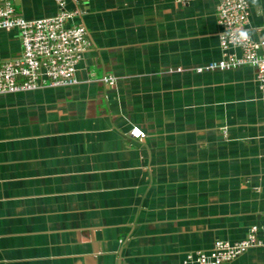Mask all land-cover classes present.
Instances as JSON below:
<instances>
[{"label": "crops", "instance_id": "1", "mask_svg": "<svg viewBox=\"0 0 264 264\" xmlns=\"http://www.w3.org/2000/svg\"><path fill=\"white\" fill-rule=\"evenodd\" d=\"M12 1L27 19L59 11ZM64 2L89 43L76 83L0 95V264H182L252 225L259 244L220 264H264L256 69L196 70L224 54L217 0ZM247 2L264 41V0ZM20 50L0 29V60Z\"/></svg>", "mask_w": 264, "mask_h": 264}, {"label": "built area", "instance_id": "2", "mask_svg": "<svg viewBox=\"0 0 264 264\" xmlns=\"http://www.w3.org/2000/svg\"><path fill=\"white\" fill-rule=\"evenodd\" d=\"M187 3L191 0H177ZM59 11L51 16L27 19L16 12L12 0H0V29L16 30L20 42L18 57L0 60V95L30 91L45 86H61L76 83V66L88 47L87 31L83 25L69 23L79 9L68 10L64 0H55ZM247 0H217V20L222 27L219 44L223 57L208 62L197 71L224 70L249 65L256 69L255 80L264 101V54L260 52L264 41L253 39L248 33L249 18ZM236 47L240 54L227 52ZM102 81L115 83L112 75ZM133 137H142L139 128L130 129ZM256 225L249 228L245 239L230 243L217 239L207 250L185 253L182 264H220L231 261L249 247L259 244Z\"/></svg>", "mask_w": 264, "mask_h": 264}, {"label": "water", "instance_id": "3", "mask_svg": "<svg viewBox=\"0 0 264 264\" xmlns=\"http://www.w3.org/2000/svg\"><path fill=\"white\" fill-rule=\"evenodd\" d=\"M81 8H82V6H81Z\"/></svg>", "mask_w": 264, "mask_h": 264}]
</instances>
